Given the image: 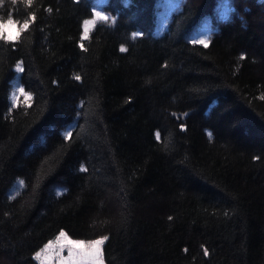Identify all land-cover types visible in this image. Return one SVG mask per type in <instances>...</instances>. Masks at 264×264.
<instances>
[{
	"label": "trees",
	"instance_id": "1",
	"mask_svg": "<svg viewBox=\"0 0 264 264\" xmlns=\"http://www.w3.org/2000/svg\"><path fill=\"white\" fill-rule=\"evenodd\" d=\"M10 15L0 264H39L60 231L108 236L105 264H264V0H2Z\"/></svg>",
	"mask_w": 264,
	"mask_h": 264
},
{
	"label": "snow or ice",
	"instance_id": "2",
	"mask_svg": "<svg viewBox=\"0 0 264 264\" xmlns=\"http://www.w3.org/2000/svg\"><path fill=\"white\" fill-rule=\"evenodd\" d=\"M17 2V0H12V3L15 4ZM0 3H2V0H0ZM24 3L27 6H31L33 4V0H24ZM47 11L51 12L52 9L48 8ZM96 16L100 17L101 19H105L107 20V17H103L101 16V14L99 12L96 13ZM30 21H35V14L34 13H30L29 17L26 18L22 24V26L17 30L16 33V39H18L21 35L22 32H24L25 30H27L29 28V23ZM16 21H14L11 17V15L9 16L8 20L5 21H0V39H13V37L10 36H6V30L9 27L15 26ZM136 35V34H134ZM199 43L203 44L205 47H207L208 42L206 40L204 41H198ZM81 47H83V45H81ZM122 52L126 51L127 49H125L123 46H121L120 49ZM243 55L241 56V59H243ZM17 69L18 70H23L21 68V66L18 64L17 65ZM76 80H80V76L77 74L74 77ZM17 92L21 95H25L27 99H31V94L30 93H25L23 88H18ZM15 101H16V94H13V106H15ZM64 137L66 140L70 139L73 135L72 131H66L64 134ZM209 137H211V133L208 134ZM156 138L157 140L160 139V134L159 132L156 133ZM81 171H87V169L81 165ZM24 182L23 181H19V185L23 186ZM59 194V193H58ZM172 217H169V220H171ZM108 236H102L98 239L89 241V242H85L83 240H72L67 238V234L63 231H61L58 235V237L56 238V242H49L48 244H46L44 246L43 249H41L40 251H38L37 253H35V256L37 258H40L42 255H46V251L45 250H52L54 247H56V245L59 243V241L61 239L64 240V244L59 245V247L57 248L56 254L59 255L60 250L64 247V246H68V256L67 257H61L62 260H72V261H77V260H85V261H90L91 264H102V245L105 243L106 240H108ZM185 251H187V249H185ZM203 254L205 257H207L209 255V251L207 248L204 249ZM50 258V257H49Z\"/></svg>",
	"mask_w": 264,
	"mask_h": 264
},
{
	"label": "rangeland",
	"instance_id": "3",
	"mask_svg": "<svg viewBox=\"0 0 264 264\" xmlns=\"http://www.w3.org/2000/svg\"><path fill=\"white\" fill-rule=\"evenodd\" d=\"M206 25V21H203L201 23V26ZM61 232V231H60ZM59 232V233H60ZM59 233L51 240L47 241L39 250H37L35 253H37L38 251H40L41 249L44 248V246L46 244H48L49 242H56V238L58 237ZM67 238L72 239V240H82V239H74L71 238L67 235ZM100 237L94 238L92 240L98 239ZM92 240H83L86 243ZM64 244V240L61 239L59 241V243L56 245V247H54L52 250H45L46 251V255H42L40 258H37L35 256V253L33 255V257L35 258V260H37V262L39 264H91L90 261H85V260H77V261H72V260H62L61 257H67L68 256V246H64L60 252L59 255L56 254L57 248L59 247V245ZM102 250V249H101ZM50 257V258H49ZM102 264L104 263L103 260V256H102Z\"/></svg>",
	"mask_w": 264,
	"mask_h": 264
}]
</instances>
